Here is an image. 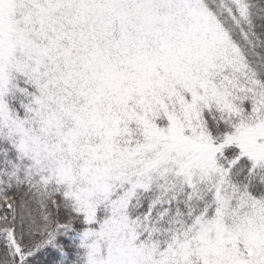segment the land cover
<instances>
[{
    "label": "snow or ice",
    "instance_id": "snow-or-ice-1",
    "mask_svg": "<svg viewBox=\"0 0 264 264\" xmlns=\"http://www.w3.org/2000/svg\"><path fill=\"white\" fill-rule=\"evenodd\" d=\"M0 264H264V0H0Z\"/></svg>",
    "mask_w": 264,
    "mask_h": 264
}]
</instances>
